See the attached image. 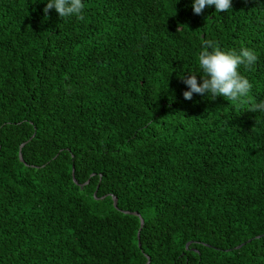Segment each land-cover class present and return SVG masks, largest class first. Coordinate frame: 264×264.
<instances>
[{
    "label": "trees",
    "instance_id": "trees-1",
    "mask_svg": "<svg viewBox=\"0 0 264 264\" xmlns=\"http://www.w3.org/2000/svg\"><path fill=\"white\" fill-rule=\"evenodd\" d=\"M82 3L0 0V264H264V0ZM207 39L241 101L184 98Z\"/></svg>",
    "mask_w": 264,
    "mask_h": 264
},
{
    "label": "clouds",
    "instance_id": "clouds-1",
    "mask_svg": "<svg viewBox=\"0 0 264 264\" xmlns=\"http://www.w3.org/2000/svg\"><path fill=\"white\" fill-rule=\"evenodd\" d=\"M213 5L216 12H226L232 8V0H193L192 8L194 14L200 15L206 7ZM53 8L61 18L76 16L83 19L82 0H47L43 11L47 15ZM257 60L256 53L247 47L241 48L238 53L234 50L224 51L213 40H203L202 51L198 55L203 81L198 82L194 72L181 75L182 81L188 86V90L183 92L184 98L190 100L196 93L208 94L212 99L223 96L229 101H241L249 93L252 84L240 74L238 68L241 65L250 68ZM247 110L264 112V101L252 104Z\"/></svg>",
    "mask_w": 264,
    "mask_h": 264
},
{
    "label": "water",
    "instance_id": "water-1",
    "mask_svg": "<svg viewBox=\"0 0 264 264\" xmlns=\"http://www.w3.org/2000/svg\"><path fill=\"white\" fill-rule=\"evenodd\" d=\"M22 145L23 144H21L20 148L22 147ZM19 158H20L21 161L23 160L22 154H21V150L19 151ZM115 200L116 199L114 198V205L116 204V201ZM140 223H141V226H142V224H143V219L142 218H140ZM137 235H139V231L137 232Z\"/></svg>",
    "mask_w": 264,
    "mask_h": 264
}]
</instances>
